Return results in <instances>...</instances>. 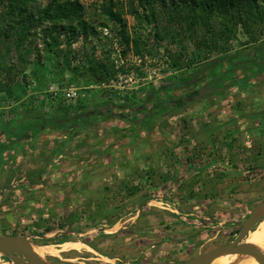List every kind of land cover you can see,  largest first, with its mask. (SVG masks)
<instances>
[{"label": "rangeland", "instance_id": "obj_1", "mask_svg": "<svg viewBox=\"0 0 264 264\" xmlns=\"http://www.w3.org/2000/svg\"><path fill=\"white\" fill-rule=\"evenodd\" d=\"M101 1L103 0H82L88 10L87 18L91 17L89 21L92 22L95 32L85 37L80 36L72 44L75 54L69 57L71 68L67 66L63 53L60 52L59 58L55 53H46L44 27L37 29L31 46L27 43V46L32 49L29 57L30 64L25 69V76L22 75L20 78L21 85L14 92V96L21 98V101H17L16 97L7 98L6 94L0 91V123L3 124L12 118L15 113L12 110L22 108L23 101L33 103L39 110L48 113L58 110L62 104L65 107L69 104L76 106L80 100L86 103L89 109L94 110L96 104L111 99L107 107L98 106L105 113L104 116L94 118L95 129L92 128L96 131L93 137L94 144L104 142L101 144L103 147L98 151L96 146L87 143L88 139H85L84 143L79 140V144H82L76 146L75 151L69 150L65 154L66 159H60L57 170L61 172V176L71 171V167L74 168V161H77L78 169L80 167L86 169L81 175V172L78 173V176H83L82 181L81 177H74L68 173L70 178L66 181V185L58 184V180L52 183L53 172L50 177L46 175L50 160L47 161L49 163L47 167L40 169L46 162L48 154L52 152L55 143L58 142L51 137L52 134L57 136V131L52 129L44 131L38 136L44 135L45 138L41 137L35 141L33 146L32 144L29 146L25 141V146L17 147L15 152H19V159L15 156L10 163L9 170H0V237L24 236L32 244H47L56 247L70 244L65 250L60 251L58 256H40L49 264H181L217 246L229 244L238 235L242 223L246 221L251 210L264 199V156L262 155L257 160L254 159V154L264 153L262 146L258 144L259 141L264 146V132L258 140L256 130V132L239 130L241 133L235 136L231 145L219 147L220 150L215 153L219 158L217 164L220 166H217V171L211 166L204 169L203 165L206 166L207 163V160H204L198 163L201 165L200 171H203L204 177L193 176V179L191 175L185 177L187 175L185 174L174 182L170 179V182H167L170 185L165 189L163 187L162 191L154 189L157 186L159 188L161 182L164 181L159 180V183L153 173L148 177L147 171L137 166L134 175L126 176L120 173L123 171H119L116 164L110 163L113 167L110 169L106 166L107 164H102L101 160L106 156L115 155L116 163H119L122 156L128 158L136 155L141 159L145 158V155L153 156L156 151L155 143L161 142L162 139L159 137L161 135L152 129L150 133L142 132L138 137V130L133 132V129L138 128L131 121L144 117L145 113H148V116L158 112L162 113L160 100L176 105L175 97H184L181 101L183 104L175 108L173 114L158 117L156 120L163 124L164 130L168 129L172 133L173 126L178 123L182 131L185 127L187 128L191 137L194 132H190L192 127L190 124L189 127L185 125V122H189L197 106L203 104L199 94L208 90L207 86L211 82L213 71H216V74H225L226 77L221 78L227 90L223 93V101L217 104L218 107L211 109L214 111L210 118H216L212 122L216 124L215 127L218 124L219 115L224 119L222 112L218 113V111H223L225 105L229 104L228 107L226 106L229 118L238 115L237 110L234 109L236 113L233 111V105L230 107V104H235L237 100L241 99V103L243 102L241 104L243 106H238V109L244 115L254 110L253 97H256V94H263L261 100L263 108L264 80L261 78L264 75L256 76L251 73L250 80H242L241 76L244 74V68L240 65L242 59H246L248 52L255 53L252 46L241 45L242 42L248 40V36L240 29L237 39L232 43V54L238 56L231 66L224 61L220 68L213 67L204 70L202 68L206 64L205 58L202 55L197 56L196 53L193 64L179 68L173 62L174 57L180 52L179 47H173L171 42L156 47L148 39L152 30L150 31L146 24L127 11L121 14L123 22L127 24V31L134 37L142 35L141 48L144 53L145 49L148 52L143 57L132 49L124 56L115 38L120 24L107 21L108 26L100 25L103 17L99 16L95 10L94 3ZM49 2L50 0H37L31 8L38 11ZM61 40L60 48L64 52L67 44L63 40H66V37L62 36ZM189 52H194L192 47ZM38 56H41V65L37 66L35 60ZM213 56L218 57L216 54L211 57ZM111 62H114L116 69L114 75L101 82H96V72H92L90 67H94L95 70L97 68L101 76L103 73L100 70L101 66L106 64L110 69ZM76 66H79L78 70L74 69ZM188 75L191 76L190 82L182 84L181 77ZM71 90L78 93V96L72 100L66 97ZM174 113H176L175 116ZM207 118L208 116L205 119ZM197 119L202 120V118ZM114 120L120 122L113 123ZM242 123L245 124V121ZM30 124L33 122L25 121V125ZM80 124L90 126L91 118L87 122L80 119L79 124L76 125L78 130L75 131L79 136L85 131ZM249 126H251L250 123ZM90 128L91 126L87 131ZM193 130L195 131L196 128ZM117 134H120L119 138L125 136L122 138L126 139L122 149L111 147L114 140H117L114 139ZM84 135L88 138L92 136L86 132ZM171 136H173L174 143L185 138L180 132L176 135L177 139L174 134ZM218 137L221 138V135ZM207 138L208 136H205L197 143L200 150L206 153L211 150L207 145ZM31 147L36 148L34 151H39L37 156L32 154L34 151ZM110 149L112 152L109 151ZM94 152H96L95 161L92 162L89 156ZM190 152L185 151L188 154ZM7 153L8 151L0 157H5ZM253 165L262 167L261 178L259 174L252 175L255 172L252 169ZM97 166H99L98 171H110L108 179L101 175L94 176V173H91V170ZM150 166L155 167V164L151 162ZM150 166L147 169H150ZM37 171L44 172L43 175L45 174L46 177L42 176L40 183L32 184L30 180H34L33 176ZM185 171L187 168L184 169ZM182 178L190 180L193 186L199 185L192 187L191 190L194 191H186L184 185L178 186ZM251 178L255 180L251 181ZM13 181H15L14 186L17 184V188H23L21 192H16ZM126 184L142 185V189L146 192L132 195L129 193V187L125 186ZM212 184L217 186L211 187ZM39 185L42 186L36 189ZM144 186L148 187L143 188ZM159 196L167 197L166 203L169 205H164L160 201L155 202L161 199ZM186 196L195 197L194 203L187 200ZM16 197H19L18 205L15 201ZM199 198L208 200L202 202ZM150 199L154 202L145 206L139 213L140 207ZM98 204H101V207H97ZM160 205L167 209H159ZM98 209L102 210V213L97 214ZM173 213L178 215H173ZM113 218H117L116 222L109 224V220ZM185 218L186 222L183 221ZM262 219L264 217L260 221H263ZM260 221L248 235V240L252 234L260 231ZM49 229L51 231H48ZM0 264L14 263L10 257L0 253Z\"/></svg>", "mask_w": 264, "mask_h": 264}, {"label": "trees", "instance_id": "obj_2", "mask_svg": "<svg viewBox=\"0 0 264 264\" xmlns=\"http://www.w3.org/2000/svg\"><path fill=\"white\" fill-rule=\"evenodd\" d=\"M36 1L0 0V91L4 92L7 98L16 97L14 92L21 85L20 78L22 75L25 76V69L30 64L29 57L32 50L30 46L37 29L44 27L46 53H55L58 58L63 53L69 68H71L69 57L75 54L72 44L80 36L85 37L95 32L92 22L89 21L91 17L87 18L88 10L82 0H50L44 8L35 11L31 6ZM94 7L99 16L103 17L100 21L101 26H108L107 21L120 24L115 38L124 56L132 49L143 57L148 52L145 49L144 53L141 48L140 41L143 36L134 37L127 31V24L123 22L121 16L127 11L146 24L150 31L152 30L148 39L156 47L167 42L173 43L175 48L179 47L180 52L173 59L174 64L179 68L193 64L196 53L197 56L202 55L205 58L206 64L202 68L204 70L220 68L224 61L231 66L238 56L232 54V43L237 39L240 29L248 36V40L241 45L252 46L255 53L248 52L246 59H242L240 65L244 68L243 76H245L242 79L252 76L251 73L264 75V0H103L100 3L95 2ZM62 36L66 37V40H63L67 44L65 53L60 48ZM27 43L30 46H27ZM190 46L194 54L189 52ZM215 54L218 57H211ZM40 62L41 56H38L35 63L38 66L41 65ZM79 66L74 69L78 70ZM101 68L103 73L100 76L97 68L95 70L94 67H90L92 72H96V82H101L116 72L114 62H111L110 69L106 64H103ZM222 76L225 74H216V71H213L208 90L217 94L218 89L224 87L221 85ZM190 80V75L182 76L180 82L188 84ZM15 99L21 101L19 97ZM110 101L111 99L96 104L94 113L101 111L98 106H108ZM165 103H163L165 114L172 113L171 106ZM21 105L22 108L12 110L15 112L12 118L3 124L0 123L1 155L7 151L11 153L12 147L31 131H34L32 137L35 138L46 127L72 128L79 124L80 119L87 120L91 116V109L82 100L76 106L69 104L65 107L62 104L58 110L48 113L39 110L33 103L23 101ZM157 114L148 116L146 122L142 121L141 126L147 129L146 124L154 123L153 120ZM25 121L33 122V124L25 125ZM133 122L138 123V119L131 121ZM49 160L47 157L40 169L47 167ZM43 173L37 171L38 179L33 178L34 180L30 182L40 183ZM30 176L32 177V174ZM138 192L137 186L129 189L132 195ZM99 206L101 207V204L97 205ZM101 211L98 209L97 214L102 213ZM116 220L117 218L109 220V224H114Z\"/></svg>", "mask_w": 264, "mask_h": 264}, {"label": "crops", "instance_id": "obj_3", "mask_svg": "<svg viewBox=\"0 0 264 264\" xmlns=\"http://www.w3.org/2000/svg\"><path fill=\"white\" fill-rule=\"evenodd\" d=\"M256 76H258V75H256ZM241 77H245V76H241ZM250 79L251 78L249 77V80ZM261 80H264V77H262ZM201 94H199V96H201ZM208 94H209L208 97H206V96L202 97L203 104L197 106V109L194 111L193 114H191V119L189 120V122L188 121L185 122V125L188 126L190 124V127H192L190 132L191 133L194 132V134L192 135L190 140H189L190 133L187 131L186 127L184 128V131H185L184 132V131L181 130V125H178V123H177L175 126H173V133H172V132H169L168 129L164 130L165 127L163 126V124L162 123L160 124L156 120L158 117L167 116V114H165V112L163 110V103L164 102L168 103L171 106L172 110H173L172 112H174L175 108L177 109L179 106H181L183 104L181 101L184 100V97L183 96L178 97V98L175 97L176 105H172L171 102H168V101H165V100L164 101L160 100L159 103H160L161 108H162V109L160 108L162 113L158 112V114L154 117V120H153L154 123L150 122V123L146 124L147 125V129H144L141 126V123H142V121L146 122V119L148 117V113H145L144 117L135 118V119H138V123L137 122H133L132 123V124H134V126L136 128H138V129H133L134 130L133 132H136V130H138V132H137V136L138 137L140 136V134L142 132L145 133L147 131V133H150L152 129L157 131V132H159V134L161 135V136H159L162 139L161 142L159 144L157 142L155 143L156 151L153 154V156L149 157V156L145 155V158H142V159L139 158V156H136V155H133V156L131 155L128 158L126 156H122V158L119 160V163L118 162L116 163L117 160H115L116 159L115 155H113V153H112L111 155H113V156H109V157L106 156L107 158L105 157L104 159H102L101 163L102 164H107L106 166H108L110 169H113V167L111 166L110 163H112L114 165L116 164L118 170L119 171H123V172H120V173L125 174L126 176H130L131 174L134 175L136 173V171H137V166H139L143 171H145V172L147 171V173L149 174V175L147 174L148 177H150V175L153 173V176L157 177V181L158 182H159V180L164 181V182H161L159 188H158V186H157V188H154L155 190L157 189L158 191H162L163 189L168 187L170 184L169 183L167 184V182H170L169 181L170 179L173 180V182H174L175 180H177V178H180V177L184 176L185 174H187V175H185V177L189 176V175H191L192 178H193V176H195V177L198 176V178L204 177L202 175L203 171L202 172L200 171L201 165L198 164L199 162H202V161L204 162V160H200V159L197 158V159H194L195 160L194 161L193 159H191L192 157H189V155H187V153H185V151H187V147L192 149V147L195 146V149H197V147H198L197 143H199L198 141L201 140L202 138H204L205 136L206 137L208 136L207 144L209 142H211V143L213 142L214 145L216 143L223 145L225 143V142H223L224 141V137L228 138L229 134H230V137L234 133L238 134V132H235V130L237 129V125L235 123H237V122H235L233 120L234 117L233 118H229V115L227 113V109L225 107L222 109L223 111H221V110L218 111V113L222 112V115L224 116V119L220 117L221 115H219L217 117V119H219V121H218L217 126L215 127L216 124H213L212 122L215 121L216 118H212V119L210 118V115H212V111H214V110H211V109H214V108L218 107L217 104L222 99V97H220L218 99L219 96H217L215 94V92L212 93L211 91H209ZM214 99H215V101H217L216 105H212ZM262 99H263V94H258V95L256 94V97H253V100H254L255 103H254V110L251 112V115H255L257 117V122L255 123V125L258 126V128L260 126H263L262 130H259L258 128H255V127H253V129H250V131H252V132H256V131L258 132V135H257L258 136V140L261 138V135L264 132L263 131L264 130V117L262 115H259L260 112L262 114V111H264V107L263 108L261 107V100ZM151 101H152V98H151ZM184 103H186V102H184ZM104 107H107V106H104ZM233 111H234V109H233ZM104 113L105 112H102V111L99 112V113H94V111L91 110L90 111V114H91L90 118H91V121H92V124H90L91 128H90L89 131H87L88 127H90V126H81L82 124H80V127L85 130V131L81 130V131H83V133L80 134V136H79V134L77 132H75L76 130H78L77 126L72 127V128L64 126V127H60V128H56V129H53V128H51L52 126H50V127H46L45 129L42 130V133L44 131L49 130V129H52L53 131H57V133H58L57 136H53V134L51 136V137H54L52 139H55V141H58V142H57V144L55 143L52 152L50 154H48L49 155L48 157L50 159L49 162H51V163H50V165L48 167L46 175L50 177L51 173L52 172L54 173L53 174L54 176H53V182L52 183H54L56 180H58V184L66 185V183H67L66 181H68V179L70 178L68 173H70L74 177H77L78 173L81 172L80 173V175H81L83 173V171L86 170L83 167L82 168L80 167L78 169L77 168V164H76L77 161H74V163H75V166L73 165L74 168L71 167V169H70L71 171H69L68 173H64V174H66L64 176H61V172L59 170H57L58 165L60 163V159H62V158L66 159V155L65 154H67L69 152V150L75 151L76 150V146L78 147L79 145L84 143L85 139H88L87 143H91L94 146H96L98 151L101 150V148L103 147L101 144H104V142H101V143H98V144L97 143L94 144L95 140H93V137H95L96 131H93L92 128L95 129L94 128L95 127L94 126L95 119L97 117H100V115L104 116ZM94 114H96V115H94ZM170 114H173V113H170ZM175 114L176 113H174V116H175ZM236 114H238V112ZM232 115H234L233 112H232ZM232 115H230V117H232ZM107 116H109V115H107ZM207 116H208V118L205 119ZM234 116L236 117L237 115H234ZM245 117H248V115H244L242 118H240V120L244 119ZM197 118H202L203 121L201 119L199 120ZM87 120H86V122H87ZM198 120H199V123H198ZM119 122L120 121L114 120L113 123H119ZM106 123H108V122H106ZM238 123H239V120H238ZM113 126H115V124ZM238 127H239V125H238ZM194 128H196L195 131L193 130ZM240 129H242V128H240ZM85 132L89 133V135L92 134V136H89V138H88L86 135H84ZM179 132L183 135V137L185 136V138H182L183 140L180 141V142H175L174 143L173 140H172L173 136H171V134H174L175 138L177 139L176 135H178ZM244 132H246V130H244ZM32 134L33 133H28L22 140H20L18 143H16L14 145V148L11 151V154L8 152L7 153L8 155L7 154L5 155V157H7V158L0 157V170H2V169L9 170L10 167H11L10 163H12V161L15 158V156H16L17 159H19V152L17 153L15 151H17L16 150L17 147L20 148V147L25 146V141H27V144L29 146L31 144L33 146L35 141H38L39 139H41V137L45 138L44 135L40 136V137L37 136V137L34 138V137H32ZM212 134H214L217 138H211L210 136ZM119 135L120 134H117V135L114 136V139H117V140H114V143L111 146L114 149H116V148L122 149V147L125 145L124 143H125L126 139H122V138H125V136H122V137L120 136L121 138H119ZM219 135H221V138L218 137ZM222 135H223V138H222ZM48 137H49V135H48ZM102 137L105 138L104 136H102ZM118 138H119V140H118ZM229 138L227 140H225L226 143L228 142V144L230 142V141H228ZM79 140L82 142L81 144H79L80 143ZM122 140H124V141H122ZM119 141H121V142L119 143ZM256 141H257V138H256ZM258 144H260L259 141H258ZM261 146H262V150L264 151V146L263 145H261ZM32 149L34 151L36 148H34V147L32 148L31 147V150ZM109 151H111V149ZM202 151H204V150H202ZM38 153H39V151H34L32 154L34 156H37ZM95 153L96 152H94L93 154H91V156H89V160L90 161L92 160V162L95 161V158H94V156H95L94 154ZM3 155H4V153L2 155L0 154V156H3ZM73 155H74V153H73ZM151 162H153L155 164V167L150 166ZM207 163H208V161H207ZM209 163H210V161H209ZM211 164L215 165V164H217V162L213 161V162H211ZM83 165H85V164H83ZM148 165L150 166V169H147V168H149ZM213 165H210V166L213 167ZM206 166H203L204 169L206 168ZM184 167L187 168V171H185V172H184V169H185ZM98 168H99V166H97L94 169L92 168L93 170H91L92 171L91 173H94L93 174L94 176L101 175V177H106L108 179V175L110 174V171H108V172H106L105 170L104 171H98L97 170ZM46 175L44 174L43 177L44 176L46 177ZM80 175L78 176V178L81 177L80 180L82 181V177L83 176H80ZM115 175H116V173H115ZM33 177H35V180L38 179L37 175H34ZM59 180H60V183H59ZM21 181L24 182V180H21ZM14 185H15V181H13V187H16V192H21V190H23V188H21V189H19V187L17 188V184H16V186H14ZM79 185H80V182H79ZM180 185H184V187L186 188V191L189 190V192H190V191H194V190H191L192 187H198L199 184H196V185L193 186V184L191 183L190 180L187 181L184 178H182V181H181V183L178 186L180 187ZM40 186H42V185H39L38 187H36V189H38ZM125 186L126 187L128 186L129 189H132V187H133L132 185H129V184H126ZM137 187L139 188L138 194H140V193L142 194V193L146 192V191H144V189H142V185L137 186ZM145 187L147 188L148 186H144L143 188H145ZM34 189H35V187H34ZM159 198H161V199H157V200H155V202L156 201H160L164 205L168 204V203H166L168 201L167 197H160L159 196ZM186 198H187V200L192 201L191 203H194L193 200L195 201V199H196L193 196H191V197L190 196H186ZM200 198H199V200L202 201V202H207V200H208V199H204V198L200 199ZM15 201H16V204L18 205L20 203L19 202V197H16ZM21 201H23V200H21ZM153 202H154V200L150 199L146 203L147 204L148 203L151 204ZM191 203L188 202V204H191ZM147 204H145V206L149 205V204L148 205ZM159 209H167V207L164 208L163 206L160 205ZM133 219H135V217Z\"/></svg>", "mask_w": 264, "mask_h": 264}, {"label": "water", "instance_id": "obj_4", "mask_svg": "<svg viewBox=\"0 0 264 264\" xmlns=\"http://www.w3.org/2000/svg\"><path fill=\"white\" fill-rule=\"evenodd\" d=\"M144 207L145 205L141 206L138 212L140 213ZM263 208L264 199L251 210L246 221L242 223L238 236L229 244L217 246L203 254H198L192 259L181 264H209L217 258L230 254L255 257L258 258L262 264H264V252L244 244V240L254 229L257 222L263 218ZM31 244L32 243L27 240V237L24 236H1L0 253L10 257L14 264H47L43 258L32 251L30 247Z\"/></svg>", "mask_w": 264, "mask_h": 264}, {"label": "flooded vegetation", "instance_id": "obj_5", "mask_svg": "<svg viewBox=\"0 0 264 264\" xmlns=\"http://www.w3.org/2000/svg\"><path fill=\"white\" fill-rule=\"evenodd\" d=\"M249 77L250 76H248V78H246V79H242V80H248L249 79ZM244 78V77H243ZM221 85H223L224 87H222V88H220V89H218V93L216 94L217 96H219L218 97V99L220 98V97H223V93L224 92H226L227 90H226V85H224V84H221ZM220 85V86H221ZM208 86H209V84H208ZM208 86H207V89H208ZM209 91H211V90H207L206 92H203L202 94H201V96L200 97H204V96H206V97H208L209 96V94H208V92ZM217 99V100H218ZM223 100L221 99L219 102H218V104L219 103H221ZM216 102L217 101H215V99L213 100V103H212V105H216ZM243 103V102H242ZM241 103V99L238 101L237 100V102L235 103V104H230V107H232V105H233V107H232V109H237V111H236V109H235V111L236 112H238V115L235 117L234 116V118H233V120L235 121V122H237V123H235L237 126L239 125V127L240 128H242V129H240V128H238L237 127V129L235 130V132H238V133H241V132H239V130L240 131H243V130H250V129H253V127H255V128H258V126H256L255 125V123L257 122V117L255 116V115H251V113H245L244 115H248V117H245L244 118V121H245V124L244 123H242V122H244V121H240V118H242L244 115H242V111L240 110V109H238L239 107H241V106H243V105H241L242 104ZM227 107L229 106V104L228 105H226ZM225 106V108H227ZM239 106V107H238ZM234 111V112H235ZM253 111V110H252ZM251 111V112H252ZM263 112V111H262ZM259 115H262L263 117H264V113H262L261 114V112H260V114ZM238 120H239V123H238ZM262 121V120H261ZM249 123L251 124V126H249ZM262 123V122H261ZM241 125V126H240ZM250 127V128H249ZM262 128H263V126H260L258 129L259 130H262ZM237 135V133L235 134H233V135H231V140H228V141H230L229 142V145H231L232 144V140L235 138V136ZM192 137V136H191ZM190 137V138H191ZM211 138H217L214 134H212L211 136H210ZM230 137V134H229V136H228V138ZM190 138H189V140H190ZM225 138V140H227L228 138H226V137H224ZM188 140V139H187ZM188 140V141H189ZM187 141V142H188ZM228 144V142L226 143V141H225V143L222 145V144H213V142L211 143V142H209L207 145L211 148V150H209L207 153H206V151H202V150H200V149H195V146L194 147H192V148H194V149H191V148H189V147H187V150L188 151H191L189 154L187 153V155H189V157H192L191 159H200V160H207L208 161V163H206V168L207 167H210V165H213V164H211V162H213V161H216V162H219V158L216 156V152L217 151H219L220 150V148L219 147H223V146H226ZM262 145V143L261 144H259V146H261ZM206 153V154H204V153ZM264 156V153H262V152H259V153H257V154H254V159L255 160H257V159H260V157L261 156ZM188 157V158H189ZM256 157V158H255ZM190 159V158H189ZM190 159V160H191ZM253 159V160H254ZM195 161V160H194ZM209 161H210V163H209ZM256 162V161H255ZM203 166H205V164L203 165ZM217 166H219V164H217L216 166H214L213 165V168L214 169H216L215 171H217ZM220 167V166H219ZM255 172L254 173H252V175H255V174H259L260 176H259V178H261L262 177V172L261 171H263V169H262V167H260V165H258V166H254L253 165V168H252ZM203 176H204V174H202ZM251 181H253V180H255V179H250ZM214 186H217L216 184H212V186L211 187H214ZM175 213H173V215H174ZM175 215H178V214H175ZM186 218L185 219H183V221L184 222H186ZM239 231H240V229H239ZM239 231H238V233H239ZM238 236V235H237ZM236 236V237H237ZM235 237V238H236ZM234 238V239H235ZM21 264V263H20Z\"/></svg>", "mask_w": 264, "mask_h": 264}, {"label": "bare ground", "instance_id": "obj_6", "mask_svg": "<svg viewBox=\"0 0 264 264\" xmlns=\"http://www.w3.org/2000/svg\"><path fill=\"white\" fill-rule=\"evenodd\" d=\"M262 215L264 217V208ZM262 220L263 221H261L260 223V231L252 234L250 240H248V236H247V238L244 240V244L250 247L257 248L262 252H264V219ZM69 245L70 244H63L59 247L58 246L56 247L47 244H43V245L31 244L30 247L32 251L38 256L41 255L58 256L60 251L65 250L67 247H69ZM58 248H60L61 250H59ZM209 264H262V262L255 257L242 256L239 254H230L224 257L217 258L214 261L210 262Z\"/></svg>", "mask_w": 264, "mask_h": 264}, {"label": "built area", "instance_id": "obj_7", "mask_svg": "<svg viewBox=\"0 0 264 264\" xmlns=\"http://www.w3.org/2000/svg\"><path fill=\"white\" fill-rule=\"evenodd\" d=\"M131 79V78H130ZM112 81V80H111ZM113 82V81H112ZM110 86H113V85H110ZM78 96V93L75 91V90H71V91H69L67 94H66V97L68 98V99H74V98H76Z\"/></svg>", "mask_w": 264, "mask_h": 264}]
</instances>
